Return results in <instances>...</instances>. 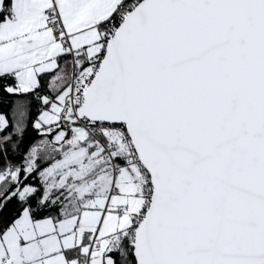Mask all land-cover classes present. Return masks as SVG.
<instances>
[{"label": "snow or ice", "instance_id": "obj_1", "mask_svg": "<svg viewBox=\"0 0 264 264\" xmlns=\"http://www.w3.org/2000/svg\"><path fill=\"white\" fill-rule=\"evenodd\" d=\"M0 264H264V0H0Z\"/></svg>", "mask_w": 264, "mask_h": 264}]
</instances>
